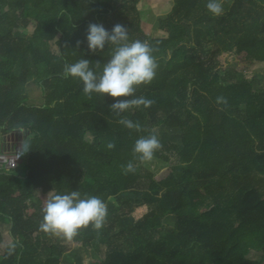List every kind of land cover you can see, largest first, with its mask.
<instances>
[{"label":"trees","instance_id":"trees-1","mask_svg":"<svg viewBox=\"0 0 264 264\" xmlns=\"http://www.w3.org/2000/svg\"><path fill=\"white\" fill-rule=\"evenodd\" d=\"M207 2L172 0L154 37L141 0H0V138L23 136L3 147L23 160L0 175V223L12 238L0 264H82L65 254L71 244L93 252L89 264H264V89L233 79L223 63L232 55L264 63V0H223L220 16ZM31 22V37L19 35ZM92 23L109 32L120 24L129 41L150 45L156 75L134 94L152 100L149 108L118 117L113 98L85 95L79 79L63 74L80 59L99 74L110 59L111 44L88 51ZM34 80L40 105L29 104ZM121 117L140 129L125 128ZM161 128L178 131L179 141ZM152 133L162 145L153 159L170 164L158 182L133 152ZM141 181L148 189H137ZM71 191L107 204L103 227L72 239L41 231L50 196Z\"/></svg>","mask_w":264,"mask_h":264},{"label":"clouds","instance_id":"clouds-1","mask_svg":"<svg viewBox=\"0 0 264 264\" xmlns=\"http://www.w3.org/2000/svg\"><path fill=\"white\" fill-rule=\"evenodd\" d=\"M207 10L214 16L223 14V0H208ZM85 40L88 51L97 55L102 53L105 45L114 48L110 59L97 74L88 59H80L67 65L63 74L79 79L83 84L85 95L93 93L113 98L111 110L118 117L130 109L149 108L153 101L144 97H135L137 87L149 84L156 75L158 67L152 55V48L146 42L129 41L128 30L120 25L113 26L111 31L102 24L92 23L87 26ZM80 41H77L79 46ZM125 97L126 99H116ZM217 102L226 103L222 97ZM125 128L139 130V123L121 117L118 121ZM106 147L115 145L109 142ZM162 147L158 135L152 133L135 141L133 152L141 163L153 160L155 153ZM132 163L126 165V172H133ZM107 204L97 196H81L79 191L65 194H53L43 208L40 230L45 233L62 236L67 239L75 237L79 230L91 226L100 230L107 218Z\"/></svg>","mask_w":264,"mask_h":264},{"label":"rangeland","instance_id":"rangeland-1","mask_svg":"<svg viewBox=\"0 0 264 264\" xmlns=\"http://www.w3.org/2000/svg\"><path fill=\"white\" fill-rule=\"evenodd\" d=\"M140 4L141 19L144 29L151 36H161V34L157 31L158 20L170 11L172 7V0H141ZM33 29L34 23L31 22V24L27 28H20L17 32L19 35L30 38ZM188 29L190 31V37H193V31L191 27L188 26ZM53 49H55V46H53ZM223 63L224 65L233 66V69L231 68L230 70L233 79L245 77L246 79L252 81L256 88L264 89V63L251 62L245 59L243 56L239 55L225 57V59H223ZM28 89L30 96L29 104L40 105L42 103V91L38 83L35 80L31 81ZM161 129H158L160 130L161 134L166 135L165 133H167V135L172 136V141H179L180 135L178 131L170 132L167 129ZM21 160H23L22 155ZM142 167L153 175V179L156 182L164 179L170 173V164H165L156 159H153L150 162L143 163ZM137 189H148V181H141L137 186ZM142 212L141 209H139V211H136L135 215L139 217ZM165 224V226H167V224L172 225L170 222H165ZM71 245L75 246V248L78 247L79 249H82L83 256H85L86 258L85 263L88 264V262L91 261V259L94 257L92 251H88L82 248L80 245ZM259 257L260 254L258 253L252 252L250 254L251 259H259Z\"/></svg>","mask_w":264,"mask_h":264},{"label":"crops","instance_id":"crops-1","mask_svg":"<svg viewBox=\"0 0 264 264\" xmlns=\"http://www.w3.org/2000/svg\"><path fill=\"white\" fill-rule=\"evenodd\" d=\"M147 34H149V33H147ZM35 194L38 195L39 191H36ZM0 233L2 234V243L0 244V255H2L4 250L6 249V247L12 245V238H11L10 232H9V223L7 221L0 223ZM88 251H90V250H88ZM65 254L66 255L75 254V255H77L78 257L81 258L82 264H87V263H85L86 262V258H85V256H83L82 249H79L78 247L75 248V246H73V245L72 246L71 245L68 246L66 248ZM89 262H88V264H89Z\"/></svg>","mask_w":264,"mask_h":264},{"label":"built area","instance_id":"built-area-1","mask_svg":"<svg viewBox=\"0 0 264 264\" xmlns=\"http://www.w3.org/2000/svg\"><path fill=\"white\" fill-rule=\"evenodd\" d=\"M3 147V145H0V175L15 170L22 163L20 152L10 153L4 150Z\"/></svg>","mask_w":264,"mask_h":264},{"label":"water","instance_id":"water-1","mask_svg":"<svg viewBox=\"0 0 264 264\" xmlns=\"http://www.w3.org/2000/svg\"><path fill=\"white\" fill-rule=\"evenodd\" d=\"M23 141V136L20 135V136H8V137H5V138H0V142H1V145H3L4 147L6 146V148L8 147L9 144L11 143H22ZM20 150H22V147H20Z\"/></svg>","mask_w":264,"mask_h":264}]
</instances>
